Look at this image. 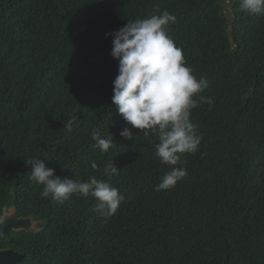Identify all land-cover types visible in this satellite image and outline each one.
<instances>
[{"label":"trees","instance_id":"trees-1","mask_svg":"<svg viewBox=\"0 0 264 264\" xmlns=\"http://www.w3.org/2000/svg\"><path fill=\"white\" fill-rule=\"evenodd\" d=\"M164 10L213 103L191 110L202 140L182 157L187 176L156 191L170 166L112 104L119 62L106 34ZM93 130L114 147L100 152ZM31 158L61 178L95 175L125 199L106 219L91 197L41 198ZM109 162L120 171L104 175ZM12 207L41 229L0 241L21 264H264V15L239 0H0V220Z\"/></svg>","mask_w":264,"mask_h":264},{"label":"clouds","instance_id":"clouds-1","mask_svg":"<svg viewBox=\"0 0 264 264\" xmlns=\"http://www.w3.org/2000/svg\"><path fill=\"white\" fill-rule=\"evenodd\" d=\"M239 10L247 15H264V0H239ZM175 16L167 10L147 18L128 21L126 26L106 34L113 37L111 55L119 62L118 75L113 81L112 104L127 125L138 129L144 136H155L154 155L170 166L156 191L169 190L187 176L182 166L185 154L195 153L201 144L199 126L191 119V110L201 101L211 105V98L200 96L209 86L207 77H197L187 66L183 50L169 35V26ZM66 128L70 131L71 124ZM120 136L134 139L129 127ZM95 147L107 153L115 145L114 137L102 136L93 130ZM31 167L30 180L42 186L41 198L63 204L73 195L94 198V210L110 218L117 213L125 197L119 189L95 175L86 181L61 178L55 169L40 158L26 160ZM93 160L91 168L97 169ZM114 162H109L103 174H116Z\"/></svg>","mask_w":264,"mask_h":264},{"label":"water","instance_id":"water-1","mask_svg":"<svg viewBox=\"0 0 264 264\" xmlns=\"http://www.w3.org/2000/svg\"><path fill=\"white\" fill-rule=\"evenodd\" d=\"M229 19V17H226ZM27 232L38 234L41 229L32 217L20 218L16 208L12 207L5 212L0 220V241L12 232ZM26 258L25 254L13 250L0 249V264H21Z\"/></svg>","mask_w":264,"mask_h":264},{"label":"rangeland","instance_id":"rangeland-1","mask_svg":"<svg viewBox=\"0 0 264 264\" xmlns=\"http://www.w3.org/2000/svg\"><path fill=\"white\" fill-rule=\"evenodd\" d=\"M227 13V12H226ZM228 14V13H227Z\"/></svg>","mask_w":264,"mask_h":264}]
</instances>
